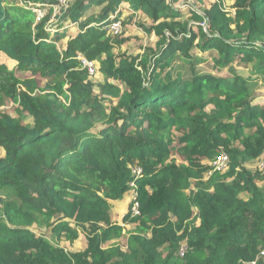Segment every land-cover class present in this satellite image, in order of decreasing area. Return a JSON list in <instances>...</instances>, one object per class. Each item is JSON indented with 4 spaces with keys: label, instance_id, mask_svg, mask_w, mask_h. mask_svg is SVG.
Wrapping results in <instances>:
<instances>
[{
    "label": "trees",
    "instance_id": "obj_1",
    "mask_svg": "<svg viewBox=\"0 0 264 264\" xmlns=\"http://www.w3.org/2000/svg\"><path fill=\"white\" fill-rule=\"evenodd\" d=\"M228 2L73 0L51 34L53 9L40 21L34 9L58 0H0V53L17 62L0 61V264H264V170L250 169L264 159V103L241 71L264 81V0ZM113 21L154 44L122 52L132 38ZM203 54L217 73L197 70ZM222 152L228 170L206 179ZM133 181L124 250L113 208ZM81 235L84 249L61 246Z\"/></svg>",
    "mask_w": 264,
    "mask_h": 264
},
{
    "label": "rangeland",
    "instance_id": "obj_2",
    "mask_svg": "<svg viewBox=\"0 0 264 264\" xmlns=\"http://www.w3.org/2000/svg\"><path fill=\"white\" fill-rule=\"evenodd\" d=\"M223 2H224V5H225V8L229 9L230 8L229 7L230 4H229L228 0H223ZM140 22L142 23L143 21L139 20L138 24ZM124 26L125 25H123V30H125ZM76 27L77 26H75V28ZM75 28L74 27L70 28V32L71 33L75 32L74 35H76L77 33L80 32V31L76 32L77 30ZM122 37L123 38L124 37H128V38L131 37L132 38V40L128 41L124 45V47H122L123 48L122 52H127V53L129 52L131 55H134V56H137L140 53L143 54V51H142L143 48L145 49V47L147 48L148 46H151V45L154 44V42L152 41L153 39L151 40V36L146 35L145 31L142 28H140L139 26H137V27H132L131 26L130 31L124 32ZM1 56H3V55H1ZM202 56H203V58L206 61L204 63L199 64L197 66V70H200V71H203V72L207 71V72L217 73V71L215 69H213V66H212L213 59H212L211 55L210 54H203ZM9 60L10 59L9 58L7 59L5 56L0 58V61L2 63H5L11 70H15L16 67H17V65H15L16 63L13 62V61H9ZM95 65L97 67L96 63H95ZM241 71L243 73V77L244 78H246V79L250 78L249 82H250V85L252 87L253 92L257 93V95L260 96L258 101L264 103V81L262 79V75L256 74V73L252 72L251 70H247V69H241ZM226 73H228V76H229V72L226 71L224 74H226ZM17 75L21 79H26V78L30 77V74L24 73V72H17ZM92 79L96 83H101L103 81L102 77L98 74V72L94 76H92ZM44 84H45V82H43V85ZM1 110L8 111L12 115H15V112H14V109H13V103L8 102L6 106L1 108ZM29 121L30 120H28V122ZM4 157H5V152H4L3 149H0V158H4ZM173 158H176L177 161H181L182 160L181 156L179 154L178 155L175 154ZM262 162H263V160L258 162V163H256V164H254V165H251L250 169L251 170H257V169L260 170V164ZM128 197L124 201L121 202L122 204L118 203L117 206H114V210L113 211H114V215H115L116 219L120 216L121 212L126 210V207L128 206L126 204V202H128ZM123 204H125V205H123ZM1 215H2V211L0 210V216ZM32 229L37 234H41V235L48 234V231H47L46 228H39L38 226H34V227H32ZM131 232H133V228H128L127 231H126V234H125V238H123L120 241V245L122 246V248L124 250H126L127 240L129 238V235H130ZM61 246L66 248L68 251L80 250V249H84L85 248L86 240H85V237L83 235H81L80 238L76 242L72 243L71 241L67 240L64 237L63 240H62Z\"/></svg>",
    "mask_w": 264,
    "mask_h": 264
},
{
    "label": "built area",
    "instance_id": "obj_3",
    "mask_svg": "<svg viewBox=\"0 0 264 264\" xmlns=\"http://www.w3.org/2000/svg\"><path fill=\"white\" fill-rule=\"evenodd\" d=\"M72 1L73 0H58L57 4L45 6V7H43L44 9H40L41 5H39L37 7L38 9H34V11L37 12V14H38V17H37L38 21L42 20L46 16L48 9H53V16L48 23L47 31L50 32L51 34H54V33H52V31H54L56 33L57 32V26H58L57 25L58 19L63 13H65L67 11V9L69 8ZM175 7L181 9V8H184L185 5H183V2H182L181 4H176ZM201 26L205 30L207 29V25L205 22H203L201 24ZM108 31L114 35H123L124 30H123L122 22L121 21L111 22V24L108 26ZM78 59H80L82 61L83 69L88 70V72L91 76H94L97 73V67H96L94 62H90L87 59L83 58L82 56H79ZM229 161H230L229 156L226 153L222 152L216 158V160L211 162L210 167L212 170L209 172L208 175L210 176L212 173L227 171L228 166H229ZM260 170L261 171L264 170V159H263V162L260 164ZM133 174L135 176V179L137 180L143 176V171L141 168L136 167L133 169ZM131 188L134 189L133 194H132L133 200H136L135 199L137 196V194H136V188H137L136 187V181H133L131 183ZM132 212H133L134 216L140 215L139 203L136 202L135 204H133ZM188 250H189L188 244L186 242H184L180 248L179 255L181 257H184ZM259 260H264V248L260 250ZM256 263L257 262H254L251 264H256Z\"/></svg>",
    "mask_w": 264,
    "mask_h": 264
},
{
    "label": "crops",
    "instance_id": "obj_4",
    "mask_svg": "<svg viewBox=\"0 0 264 264\" xmlns=\"http://www.w3.org/2000/svg\"><path fill=\"white\" fill-rule=\"evenodd\" d=\"M210 1H216V0H210ZM95 11V10H94ZM94 11H92V12H94ZM96 12H98V10H96ZM75 26H77L76 28H75ZM71 27H74L77 31L76 32H78V31H80V29H79V25H73V26H71ZM153 39V40H152ZM151 40L153 41V42H155V39L154 38H152L151 37ZM1 55H3V56H1ZM6 57L7 59H8V57L6 56V55H4L3 53H0V58L1 57ZM9 61H12V60H9ZM13 62H15V61H13ZM16 64L15 65H17V62H15ZM14 65V66H15ZM130 201H131V197L129 196L128 197V202H126V204L128 205L129 203H130ZM117 204L118 203H114V206H117ZM122 204V203H121ZM123 205H125V204H123ZM127 207H126V210H124L123 212H121V214H120V216L116 219H114L115 221H117L119 224H121V225H123V218H124V216L126 215V213H127ZM113 210H114V208H113ZM114 212V211H113Z\"/></svg>",
    "mask_w": 264,
    "mask_h": 264
},
{
    "label": "clouds",
    "instance_id": "obj_5",
    "mask_svg": "<svg viewBox=\"0 0 264 264\" xmlns=\"http://www.w3.org/2000/svg\"><path fill=\"white\" fill-rule=\"evenodd\" d=\"M58 23V22H57ZM211 164V163H210ZM210 166V165H209ZM229 167V166H228ZM212 169H211V167H210V170H209V172L211 171ZM228 170V169H227ZM209 172L206 174V179H209L211 176H212V174H214V173H212L210 176L208 175L209 174ZM218 173V172H217ZM220 173H223V172H220ZM131 196V195H130ZM131 200L133 201V195H132V197H131ZM133 207V206H132ZM141 215V214H140ZM139 215V216H140ZM132 216L133 217H137V216H134L133 215V212H132ZM125 217V216H124ZM121 225V224H120ZM123 227H126V228H132L131 226H129V225H125L124 223H123V225H122ZM126 249H127V245H126Z\"/></svg>",
    "mask_w": 264,
    "mask_h": 264
},
{
    "label": "bare ground",
    "instance_id": "obj_6",
    "mask_svg": "<svg viewBox=\"0 0 264 264\" xmlns=\"http://www.w3.org/2000/svg\"><path fill=\"white\" fill-rule=\"evenodd\" d=\"M52 33H55L54 31H52Z\"/></svg>",
    "mask_w": 264,
    "mask_h": 264
}]
</instances>
